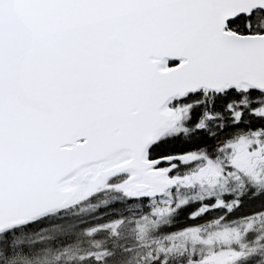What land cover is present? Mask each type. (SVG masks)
I'll return each instance as SVG.
<instances>
[{"label":"snow or ice","instance_id":"6c2138e0","mask_svg":"<svg viewBox=\"0 0 264 264\" xmlns=\"http://www.w3.org/2000/svg\"><path fill=\"white\" fill-rule=\"evenodd\" d=\"M0 264H264V0H0Z\"/></svg>","mask_w":264,"mask_h":264}]
</instances>
